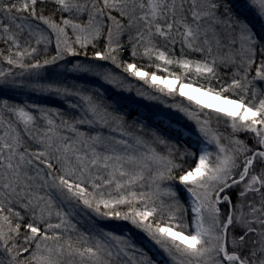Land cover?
<instances>
[{"label":"snow or ice","instance_id":"snow-or-ice-1","mask_svg":"<svg viewBox=\"0 0 264 264\" xmlns=\"http://www.w3.org/2000/svg\"><path fill=\"white\" fill-rule=\"evenodd\" d=\"M238 10L244 18L227 0H0V92L67 105L0 98V264H154L130 238L79 232L84 210L129 222L173 264H264V0ZM67 64L186 98L171 107L195 122L199 154L157 132L149 142L64 72L43 74ZM110 122L119 139L79 128Z\"/></svg>","mask_w":264,"mask_h":264},{"label":"rangeland","instance_id":"rangeland-1","mask_svg":"<svg viewBox=\"0 0 264 264\" xmlns=\"http://www.w3.org/2000/svg\"><path fill=\"white\" fill-rule=\"evenodd\" d=\"M244 0H241V4H243ZM197 59L199 58L198 56L196 57ZM68 59L73 60L72 57H69ZM81 61H86V60H81ZM141 63H147V61H141ZM71 67V66H70ZM70 67H64V68H56L53 67L47 70H43V74H47L50 70H51V74L54 72H64L65 77H66V82L69 85L72 84H76L75 80H71L68 81L69 78L72 77H77V78H81L82 80H84L85 82L88 81H93L96 80V83H100V84H104V86H106L107 88H110L111 90L116 91L117 94L120 95L121 97V101H126V103L128 105L133 104V106H135L136 102H140L141 104H144V111L145 113L139 117H135V118H131V121L129 124V126H131L130 128H128L127 130L129 131H134L137 132V134L143 135L144 138L146 140H148L149 142H151L152 139V133L153 132H157L161 135L166 136L167 139L171 140L173 143H177L180 145H186L189 148H191V144H196V134H195V122L193 120H190L183 112L179 111L176 107H171L172 104H168L164 99H151L149 98V94L148 91L149 89H147V92L144 91V87L139 86L144 84L143 81H138L137 83H133L132 80L136 79L134 77L128 76V74H123L124 76V80L122 83L116 84V83H108L107 81L103 80L101 77L99 76H94L91 74H81V73H71L69 71H67L68 68ZM119 71V70H117ZM225 70L221 69V72L223 73ZM146 85V84H145ZM147 87L149 85H146ZM194 86V85H193ZM174 87H178V85H174ZM196 87V86H194ZM150 89H153L151 87H149ZM155 91V90H153ZM19 91H10L8 89H4L3 92H0V94L4 95V96H12L16 99H19V95H18ZM94 96L97 98V100L100 98L99 97V92L96 90H93ZM93 93H91L93 95ZM184 98V97H183ZM185 100H187L186 98H184ZM187 104L189 103L188 101L186 102ZM219 103V102H217ZM103 104V103H102ZM104 105V104H103ZM106 108V107H105ZM110 107H108V112H109ZM122 112V111H121ZM128 111H125V113H123L124 115H130L131 113H127ZM150 122V124H149ZM151 122H157L159 124H157L158 127L164 125L166 127H169L170 130H172L175 135H176V129H179L182 133H184L183 136H181L179 139L181 140L178 141L176 136L170 137L169 134H166L161 132L158 128H151L147 129L146 127H148V125H151L153 127H156V124H151ZM186 126H190L192 128V131L190 132L189 129L186 128ZM116 125L113 127L115 128ZM142 129V131H141ZM115 132L119 133V137L120 138V131L117 130ZM223 132V131H221ZM229 132H224L225 135H228ZM241 137V136H240ZM155 146V145H154ZM196 146V151H197V155L199 154V149L197 144ZM210 150L214 151L215 147L214 146H209ZM157 150L160 151L161 147L158 146ZM192 158H186V162H188V160H190ZM197 162V160H196ZM186 164V163H185ZM172 183H177V182H168L166 181L164 183L163 186H167L168 184H172ZM179 185L177 184V187ZM182 189V186H180ZM182 192H184L182 190ZM185 193V198H186V205L187 207H190V202H191V197L189 194ZM193 214V213H192ZM194 215V214H193ZM112 221V226H113V232L116 235L119 236H124L126 238H130L132 243L137 247V249L142 250L144 253H146L148 255V257H150L153 261L154 264H173L171 258L167 255V253H165L162 249L159 248L158 245H156L154 242L150 241L149 238L142 232L139 231V233H137V235H141L143 236V240L145 243L146 247L141 246V243H137L132 237L131 235H129L127 233V229L128 227V222L126 221H117V220H111ZM110 224L109 220H103L101 218H97V217H91L88 215L86 217L81 216V219H78V223H77V228L80 232V227L82 226L85 232L90 233L91 235H95L99 232H101L102 230H100V225L103 224ZM81 224V225H79ZM132 227V226H131ZM108 232V231H105ZM76 234V233H75ZM135 258V257H134Z\"/></svg>","mask_w":264,"mask_h":264},{"label":"trees","instance_id":"trees-1","mask_svg":"<svg viewBox=\"0 0 264 264\" xmlns=\"http://www.w3.org/2000/svg\"><path fill=\"white\" fill-rule=\"evenodd\" d=\"M227 2L233 5V11L235 12V14L237 16L244 18V16L238 10L239 6L241 5V0H227ZM247 16L249 19H252L251 13H248ZM2 47H4L3 44H0V48H2ZM178 48H179V46L177 45V54H178ZM88 51H89V53H91V51H92L90 46H89ZM125 56H127V53H125ZM72 59H73V61H75L77 59L78 60H87L88 58L81 56V57H72ZM61 64H65V62L62 61ZM70 66H71L70 64L66 65V67H70ZM0 67L7 68L8 65L6 63H0ZM53 67H55V66H52L51 68H53ZM48 69H50V68H48ZM45 70H47V69H45ZM146 70L154 71V69H146ZM14 71L19 72L20 70L14 69ZM157 74L158 75H165V74L159 73V72ZM50 75H51V70L47 74H45L46 77L50 76ZM71 80H75L76 85L87 89L89 94L93 93V90L98 91L99 97H100L98 99V102L103 103L104 104L103 106L106 107L107 110H108V107H110L111 110H109V113H112L113 115H117V116H123L126 124L130 123L131 118H135V117L137 118V117H139L145 113V111L143 110L144 104H141L140 102H136L135 106H133V104L128 105L126 103V101H123V102L121 101V97L119 94L116 93V91L111 90L110 88H107L106 86H104V84L96 83V80H94L95 82H93V81L85 82L81 78H77V77H75V78L72 77V78L68 79V81H71ZM138 81H139L138 79L132 80L133 83H137V84H138ZM139 86L144 87L145 92H147V89H149V91H148L149 95H155V96L159 97L160 100L164 99L168 104L173 105V104L182 103L184 105H187V103H186L187 100H185L183 97H180L179 95H176L174 97L165 96L159 92L153 91L155 89H150L149 88L150 86L147 87L145 84H142ZM194 86L199 87V84H195ZM18 95L20 97L19 99H16L12 96H4L2 94H0V98H7L12 102H22V101L36 102L38 104H43V105H46V106L51 107V108H61L62 110H67V105L63 104L60 99L55 98V97H49V96H45V95H41V94H24L21 92H19ZM93 95H94V93H93ZM195 107H196L195 105H192V110H195ZM121 111L123 113H125V111H128L127 113H131V114L130 115H128V114L124 115ZM205 111L207 112V111H211V110L205 109ZM149 124H150V122H149ZM151 124H154V125L156 124V127L148 125V127H146V128L150 129V130H151V128H158L161 132H163V133L166 132V134H169L170 137L176 136L177 140L181 142V140L179 139L181 136L178 137L177 134L175 135V133L172 130H170L169 127H166L164 125L158 127L157 124H159V123H157V122H153V123L151 122ZM213 124L215 125V119L213 120ZM114 126H115V124L110 122V125L108 127H104L102 125L96 124L92 127H90L88 125H80L79 128L81 131L89 132L90 134H95L96 132H100L104 136H115L117 139H119L118 138L119 133L111 130ZM186 128L189 130H192V128L190 126H186ZM219 129H220V131H223V132H226V131L230 132V129L223 122V120H221V122H220ZM66 134L71 135V133H66ZM240 136H241L240 137L241 139H246V134L241 133ZM248 143L251 144L252 141L249 139ZM195 145L191 144L190 147L193 151L197 152ZM195 163H196V159L192 158V159L188 160V162H186L185 167L187 168L190 166H194ZM177 188L180 191L181 202L185 205V207H187L185 193L182 192V189L180 186H178ZM164 199H167V198L164 197ZM87 213H88V210H84L83 213H78L77 216L73 219V223L77 224L78 219H81V216H83V217L88 216ZM192 217H193V214L189 210V212L187 214V219H188V223L190 226L192 225ZM109 221H110V224L108 223V224L100 225V227H99L100 230H102L104 232L105 231L113 232L112 231L113 230L112 221L111 220H109ZM79 225H81V224H79ZM128 226L129 227L126 230L127 233L129 235H131V237L137 243L140 242L141 246L146 247L144 240L142 238L143 236H141L140 234L137 235V233H139L140 230L136 229L130 223L128 224ZM79 229H80V232H85L82 226ZM86 233H88V232H86ZM73 235L75 236L76 234L73 233Z\"/></svg>","mask_w":264,"mask_h":264}]
</instances>
